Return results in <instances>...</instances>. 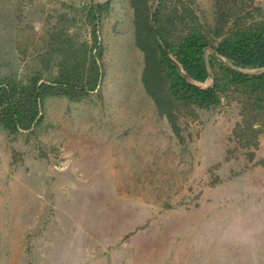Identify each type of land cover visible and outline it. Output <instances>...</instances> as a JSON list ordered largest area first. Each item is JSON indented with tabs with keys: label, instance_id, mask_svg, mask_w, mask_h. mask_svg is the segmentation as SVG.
<instances>
[{
	"label": "rangeland",
	"instance_id": "rangeland-1",
	"mask_svg": "<svg viewBox=\"0 0 264 264\" xmlns=\"http://www.w3.org/2000/svg\"><path fill=\"white\" fill-rule=\"evenodd\" d=\"M161 3L189 12L173 37L264 17V0H138L142 31ZM134 21L131 0H0V78L76 85L32 129L0 127V264H264V131L241 146L223 99L174 132Z\"/></svg>",
	"mask_w": 264,
	"mask_h": 264
},
{
	"label": "trees",
	"instance_id": "trees-1",
	"mask_svg": "<svg viewBox=\"0 0 264 264\" xmlns=\"http://www.w3.org/2000/svg\"><path fill=\"white\" fill-rule=\"evenodd\" d=\"M131 1L135 42L144 54L142 83L172 130L177 132L180 114L196 117L198 109L216 107L226 99L239 106L240 121L233 128V136L241 146L256 145L258 134L264 131V17H238L226 26L220 15V26H216L213 37L194 27L173 37L172 28L187 20L188 11L164 10L161 3L153 13L152 26L146 18L142 31L138 22L141 4ZM207 48L225 61L206 55ZM172 58L192 81L204 82L212 76V85L199 87L189 82ZM93 65L96 67V59ZM239 69L254 70L248 73ZM68 79L67 83H49L34 76L25 80L0 78V127L10 133L32 129L42 120L41 106L47 96L63 93L73 98L69 91L76 90V85L71 77ZM96 84L95 80L90 90Z\"/></svg>",
	"mask_w": 264,
	"mask_h": 264
},
{
	"label": "water",
	"instance_id": "water-1",
	"mask_svg": "<svg viewBox=\"0 0 264 264\" xmlns=\"http://www.w3.org/2000/svg\"><path fill=\"white\" fill-rule=\"evenodd\" d=\"M173 63L176 65V67L180 70V72L187 78V80L189 81V82H192V80L188 77V76H186V74L183 72V70L181 69V67L178 65V63H176L174 60H173Z\"/></svg>",
	"mask_w": 264,
	"mask_h": 264
}]
</instances>
